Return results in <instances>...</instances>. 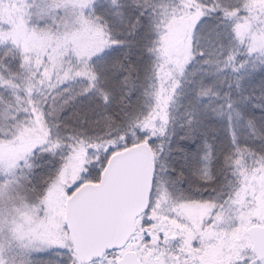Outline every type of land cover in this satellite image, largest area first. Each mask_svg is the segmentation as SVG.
I'll list each match as a JSON object with an SVG mask.
<instances>
[{"label":"snow or ice","instance_id":"obj_1","mask_svg":"<svg viewBox=\"0 0 264 264\" xmlns=\"http://www.w3.org/2000/svg\"><path fill=\"white\" fill-rule=\"evenodd\" d=\"M0 264H264V0H0Z\"/></svg>","mask_w":264,"mask_h":264}]
</instances>
